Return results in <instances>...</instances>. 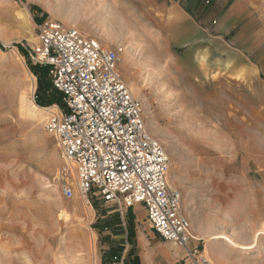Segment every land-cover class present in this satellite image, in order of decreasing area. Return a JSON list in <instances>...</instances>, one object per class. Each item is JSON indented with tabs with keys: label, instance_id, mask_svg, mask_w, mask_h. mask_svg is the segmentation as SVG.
Here are the masks:
<instances>
[{
	"label": "rangeland",
	"instance_id": "374dc122",
	"mask_svg": "<svg viewBox=\"0 0 264 264\" xmlns=\"http://www.w3.org/2000/svg\"><path fill=\"white\" fill-rule=\"evenodd\" d=\"M46 19L121 48L120 75L137 86L145 128L170 159L168 182L191 237H204L191 245L203 253L209 237L213 264H264V0H0V264H66L75 255L120 264L101 243L138 236L156 248L154 264H186L141 206L123 212L127 233L110 232L104 222L108 212L120 220L115 208L90 200L86 212L76 190L61 196L60 180L74 181L53 136L18 109L26 86L12 65L20 55L35 77V102L38 66L15 45L31 46Z\"/></svg>",
	"mask_w": 264,
	"mask_h": 264
},
{
	"label": "built area",
	"instance_id": "2783aa9c",
	"mask_svg": "<svg viewBox=\"0 0 264 264\" xmlns=\"http://www.w3.org/2000/svg\"><path fill=\"white\" fill-rule=\"evenodd\" d=\"M25 57L45 69L60 103L49 106L45 130L53 136L74 183L60 180L64 199L74 190L86 205L98 200L123 212L141 206L150 229L183 253L186 264H213L191 245L181 194L167 178L170 159L146 130L140 102L123 81L121 48H104L59 21L43 20ZM48 108V107H46Z\"/></svg>",
	"mask_w": 264,
	"mask_h": 264
},
{
	"label": "bare ground",
	"instance_id": "6f19581e",
	"mask_svg": "<svg viewBox=\"0 0 264 264\" xmlns=\"http://www.w3.org/2000/svg\"><path fill=\"white\" fill-rule=\"evenodd\" d=\"M21 15V14H20ZM19 15V16H20ZM23 16V15H22ZM25 16V15H24ZM27 16H25V19L27 21ZM69 22H71L70 19H68ZM74 26V24H71ZM101 27V26H100ZM106 30V29H105ZM108 30V29H107ZM102 33H105V32H102ZM104 37L106 38V41L107 39L110 40L111 38V33H109L108 31L105 33ZM104 38V39H105ZM3 41V40H2ZM29 41H35V37H33L31 35V37L29 38ZM109 42V41H108ZM132 46V44H129ZM128 44L125 45V54L123 55L124 57V61H127V57L128 55H130V50L133 49V47L131 48ZM102 46H105L102 44ZM131 48V49H130ZM14 52L15 51V48H14ZM3 53V52H2ZM17 56V59H14L12 60V65H13V68L17 71V73L19 74V76L21 77V79L23 80V83H24V86H26V91L23 90L21 93H19V96H18V109L24 113L27 117H30L31 119L35 120L36 122H39V124H42V126H46V123H47V118H48V114H49V108H45V107H40L38 106L34 101H33V92L35 90V77L27 70H24L25 69V66L23 64V58L16 54ZM15 58V57H14ZM128 88L132 94L133 97L135 98H138V99H141L138 94V88L137 86H135L134 84L132 83H129L128 85ZM61 157V155H60ZM62 158V157H61ZM64 164L66 166L70 165L69 163H67V161H65L63 158H62ZM170 169V168H169ZM169 172L170 170L168 171V174H167V178L169 176ZM83 209L86 211V212H89V207L85 204V202L83 201ZM57 206V205H56ZM72 207V206H71ZM73 212H76L77 211V208L75 207H72L71 209ZM72 212V213H73ZM77 213V212H76ZM69 215V214H68ZM67 217V212H64L63 210L60 211V213L58 214L57 218L58 219H65ZM199 230V229H198ZM202 236V235H201ZM219 237V236H218ZM224 237V236H223ZM193 239H203L202 237H200V235H193L192 236ZM222 238V237H221ZM226 238V237H225ZM213 239V238H212ZM217 239V238H216ZM206 245L204 246V255H206L207 257H209L210 255V247H211V244L210 241H212L209 237L206 238ZM229 243V242H228ZM234 244V243H232ZM145 244H143L142 246H140V255H141V258H142V264H154L153 262V257L151 254H149V251L146 250V247L144 246ZM164 259L167 260L169 258V254L168 253H164L163 255ZM70 258V257H69ZM84 261V260H83ZM94 261V260H93ZM82 258L78 255H75L71 258V260L69 262H67L66 264H82ZM65 263V262H64ZM63 263V264H64ZM164 263V262H163Z\"/></svg>",
	"mask_w": 264,
	"mask_h": 264
},
{
	"label": "crops",
	"instance_id": "0c3cea01",
	"mask_svg": "<svg viewBox=\"0 0 264 264\" xmlns=\"http://www.w3.org/2000/svg\"><path fill=\"white\" fill-rule=\"evenodd\" d=\"M179 16H181V15L176 14L173 18L179 19V20L181 19V21H182V17H179ZM178 31H179V33L182 32L181 26H178ZM108 207L113 208L111 205H109ZM134 208H136V207H134ZM134 208H132V209H134ZM115 211L116 210L114 209L112 212L115 213ZM107 214H108V218L106 221V223H107L106 230L111 232V231H113V228L115 227V228H118L119 231L121 232V229H120L121 226L117 222L114 224L111 222L113 214H111L110 212H108ZM109 214H111V215H109ZM120 221L122 223V227L125 229L126 227H125L124 219H121V217H120ZM120 236L123 237L124 234H121ZM122 241H123V238H121V240H118V242H120V243H101L102 245L107 246L106 248H108V249L116 250V253H117L116 254V257H117L116 260L120 264H122L123 261L128 258L127 253L130 249H132L131 259L136 258L138 260V263L142 264V258H141V255L139 254V248L143 244H145L144 246L146 247V249L149 250L150 254H153V252H154V255H155V253H156V248L155 247L151 248V245L149 244L150 242H148L143 236H138L135 240V243H123ZM114 258H115V256H113V258L111 260L113 261Z\"/></svg>",
	"mask_w": 264,
	"mask_h": 264
},
{
	"label": "trees",
	"instance_id": "16d2710c",
	"mask_svg": "<svg viewBox=\"0 0 264 264\" xmlns=\"http://www.w3.org/2000/svg\"><path fill=\"white\" fill-rule=\"evenodd\" d=\"M15 47L18 48L20 50L21 54L25 57V52L20 47V45H15ZM0 49L4 50L1 44H0ZM32 69L36 70L38 80H39L38 94L36 95V98H35L36 104L40 107H49L54 103L59 104L60 103V95L57 92L51 90V85H50V82L48 81V79L46 77L45 69L40 68V67H37V68L33 67ZM111 222H112V220H111ZM117 223L121 226L122 230L125 233H127L126 228L124 229L122 227L121 221L119 220V221H117ZM104 224H107L106 221L104 222ZM105 227L107 228V225H105ZM121 234H124V233H121ZM126 236H127V234H126ZM127 256H128V258L123 261V264H139L138 260L136 258L131 259L132 249H130L128 251ZM116 259H117V257L115 256L114 260H116Z\"/></svg>",
	"mask_w": 264,
	"mask_h": 264
}]
</instances>
